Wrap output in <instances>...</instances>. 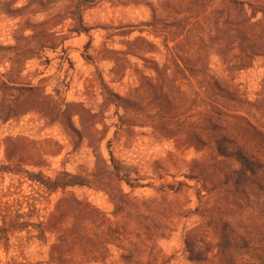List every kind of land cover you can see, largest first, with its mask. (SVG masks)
I'll list each match as a JSON object with an SVG mask.
<instances>
[{
  "label": "rangeland",
  "instance_id": "1",
  "mask_svg": "<svg viewBox=\"0 0 264 264\" xmlns=\"http://www.w3.org/2000/svg\"><path fill=\"white\" fill-rule=\"evenodd\" d=\"M230 1L0 0V264L261 263L264 0Z\"/></svg>",
  "mask_w": 264,
  "mask_h": 264
},
{
  "label": "trees",
  "instance_id": "2",
  "mask_svg": "<svg viewBox=\"0 0 264 264\" xmlns=\"http://www.w3.org/2000/svg\"><path fill=\"white\" fill-rule=\"evenodd\" d=\"M230 7L233 9V12H235L236 14H238L239 16L242 15V17H244L243 21L247 22L248 18H245L244 16V9L246 8L247 4L245 2H241V1H237V0H233L229 2ZM260 11H263V9L259 8ZM257 12H259V10H257ZM261 13V17L264 18V13L263 12H259ZM250 17H254L253 15H251ZM237 29V28H235ZM254 42H251L249 45H247L246 50L247 53H244V55H260L259 57L264 58V54H257L258 50L260 49H256L253 47ZM251 45V47H250ZM252 49V52L250 53ZM244 63L243 62H237L233 64L232 68H228V75L226 76V79H222V81L220 79H216V81L214 82V90H217V93H219L220 97H223L222 93L224 92H228L230 93L229 95H233L235 96L236 91L231 89L232 86H230L229 83L232 82L233 78H228V77H232V73H234V71H240L243 70L244 67ZM246 66H250L246 65ZM263 69H264V64H263ZM217 96V95H216ZM261 99L264 98V79L262 80V84L260 86V90L259 92H257L255 94V99ZM246 129L247 131H249L248 133L250 135H261V138L264 137V133H262L261 131H258V129L254 126H251L249 123H246ZM211 125V130H215L216 128L221 127V125L217 124L216 122H213L210 124ZM259 132V133H258ZM220 138V140H223L224 142L227 141L226 137H223L222 135L218 136ZM223 137V138H222ZM230 143V142H229ZM233 157H239L242 160V164L244 166V171H241L238 174V179L236 178L234 184H233V190H234V194H238V196L240 197H244L247 201H249V198L252 196V194L255 191V189H258L259 191L264 192V163L262 164L261 169L263 170L261 173V178H258L260 180V183L257 182V176H258V165L261 164V162L258 161L257 158H255L252 154H248V155H244L242 153V151L240 149L235 150ZM250 189V192H249ZM0 240L3 241V245L6 246L8 244V237L5 234V230L4 228H0ZM260 260V264H264V254L262 256V258L259 259ZM39 264V263H37Z\"/></svg>",
  "mask_w": 264,
  "mask_h": 264
}]
</instances>
